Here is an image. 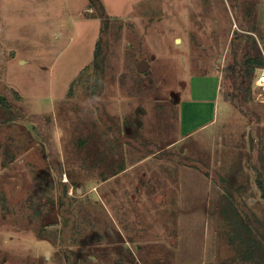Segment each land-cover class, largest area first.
Segmentation results:
<instances>
[{
	"label": "rangeland",
	"instance_id": "rangeland-1",
	"mask_svg": "<svg viewBox=\"0 0 264 264\" xmlns=\"http://www.w3.org/2000/svg\"><path fill=\"white\" fill-rule=\"evenodd\" d=\"M259 54L264 0H0V264H253Z\"/></svg>",
	"mask_w": 264,
	"mask_h": 264
},
{
	"label": "trees",
	"instance_id": "trees-1",
	"mask_svg": "<svg viewBox=\"0 0 264 264\" xmlns=\"http://www.w3.org/2000/svg\"><path fill=\"white\" fill-rule=\"evenodd\" d=\"M95 56H98V51H95ZM246 65V75L251 76L256 69H258L257 74L259 75L261 69L264 67V57L262 54L250 56L245 61ZM257 75V77H258ZM1 100H3L0 97ZM4 102V101H3ZM13 113V110H11ZM14 114V113H13ZM235 222V241L239 242L242 247V257L244 255L246 261H251L253 264H264V242L260 238L255 237L253 233V228L247 222L243 220V217L236 216L232 218ZM239 227V228H238Z\"/></svg>",
	"mask_w": 264,
	"mask_h": 264
},
{
	"label": "built area",
	"instance_id": "built-area-1",
	"mask_svg": "<svg viewBox=\"0 0 264 264\" xmlns=\"http://www.w3.org/2000/svg\"><path fill=\"white\" fill-rule=\"evenodd\" d=\"M255 84L261 90H264V67L261 69L260 74L258 75Z\"/></svg>",
	"mask_w": 264,
	"mask_h": 264
},
{
	"label": "water",
	"instance_id": "water-1",
	"mask_svg": "<svg viewBox=\"0 0 264 264\" xmlns=\"http://www.w3.org/2000/svg\"><path fill=\"white\" fill-rule=\"evenodd\" d=\"M147 67H148L147 64L143 61L139 64V69L141 71H145Z\"/></svg>",
	"mask_w": 264,
	"mask_h": 264
}]
</instances>
